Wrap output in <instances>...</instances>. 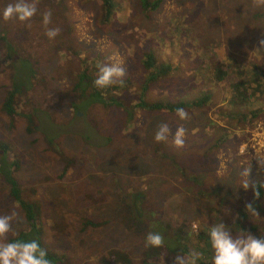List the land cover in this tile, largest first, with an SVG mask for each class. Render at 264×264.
<instances>
[{"label": "rangeland", "instance_id": "374dc122", "mask_svg": "<svg viewBox=\"0 0 264 264\" xmlns=\"http://www.w3.org/2000/svg\"><path fill=\"white\" fill-rule=\"evenodd\" d=\"M114 1L119 8L109 25L101 26L94 0H38L37 15L27 23L4 21L2 12L14 0H0V142L8 146L0 154V215L17 211L14 236L25 230L23 211L2 180V171H10L13 163L22 198L40 206V241L60 258L58 264H114L103 261L110 251L127 253L128 264H173L172 241L158 248L155 258L144 247L149 232L164 229L177 239L189 233L183 246L186 254L191 249L204 253L199 264L211 261L204 251L212 252L208 230L214 224L223 223L234 236L244 231L264 237V220H253L245 211L253 202L264 217V167L259 165L264 122H247L238 105L240 97L230 86L240 83L237 91L247 98L251 90L244 77L233 76L236 81L228 84L214 78L211 66L203 67L216 64L222 73L240 67L264 71V56L253 53L264 40V7H255L253 0H160L136 26L128 16H142L134 10L137 0ZM48 10V27L60 29L53 40L42 23ZM244 26L249 34L240 36ZM148 53L156 66L170 68L143 91ZM95 57L102 61L97 64L119 59L124 65L127 87L115 97L126 105H134L141 92L147 103H190L203 96L207 102L185 109L190 116L185 121L175 112L138 108L129 117L119 107L89 106L87 100L75 110L77 102L68 93L75 94L82 64L89 67ZM15 70L26 90L16 97L18 110L33 114L31 133L21 119L12 121L1 111ZM164 123L169 138L156 143L155 132ZM179 126L185 129L182 148L172 143ZM246 168L247 190L240 175ZM254 183L263 191L258 199Z\"/></svg>", "mask_w": 264, "mask_h": 264}, {"label": "trees", "instance_id": "16d2710c", "mask_svg": "<svg viewBox=\"0 0 264 264\" xmlns=\"http://www.w3.org/2000/svg\"><path fill=\"white\" fill-rule=\"evenodd\" d=\"M97 1L99 9H100V14L98 16V19L96 20L98 25L101 26H107L110 23V19L112 18V15L114 14L115 10L119 7H117V3L114 0H94ZM160 4V0H137V3H135L134 10L138 13L141 12L142 16H134L130 15L128 18L133 20L135 22L136 26H140V23L143 22V19L146 18V14L150 12H154ZM134 17L136 19H134ZM249 31L247 30V27H243L241 33L239 34L240 36H245L248 35ZM255 35L254 33H252ZM260 47V45H258ZM9 48V47H8ZM203 58V57H202ZM100 60L99 57L93 58L90 62V66L87 67L84 63L82 64V69L77 71L76 75V80L73 84V92L75 94L73 95L71 92L68 94L76 100V106L74 109L79 110V104L84 102V100H87L89 106L96 104V102L103 104H109V105H114L116 107H119L123 109V111L128 115L129 117L131 116L130 113L135 108L138 109H145L148 110L149 112L152 111H165L167 113H173L176 112V109L178 107H182L184 109H187L189 106L191 108H198L202 107L205 105L207 102V97L203 96L200 99L194 101V102H177V103H166V104H161V103H147L143 101L144 99V92H141L139 97L136 99V103L134 105H126L122 102V100H119V98L115 97V92L121 90L124 92L127 87V83L124 81L122 85L117 84L110 86L106 89H98L94 85V80L97 77L98 73V68L97 66L102 65V61L100 63H96V60ZM24 65L25 62L23 61ZM208 67L209 69L214 70L215 75L214 78L219 81L223 80L227 82L228 84L230 83V80L232 82L236 81V79L233 80V76L239 75V78L244 77L247 81L245 88H249L251 90V94L246 98L245 95L244 97L239 94L237 91V87L241 86L240 83L235 85L231 84V89L236 94V92L239 95L238 99V105L239 107H242V111L248 114V120L247 122L251 121L254 122H260L262 119H264V82L262 83L260 80L262 79L264 81V71L262 69L254 70L251 68H232L228 69L226 72H221L218 71L221 67L215 65H209V63H204L203 67ZM211 66V67H210ZM30 68V66H29ZM143 68L147 70V75L145 79V83H143L144 87L142 90L144 91L146 86L149 85L152 82H155L157 79L164 77L167 74V71L169 70V65L167 64H162L156 66V62L153 58V56L148 53L145 56V60L143 61ZM199 71V69H197ZM216 70V71H215ZM16 71L15 74L12 76V82H11V87L10 90L7 91V93L4 95V99L1 103V111L7 115L8 117L12 119H21L24 124H25V130L27 133H31L33 131V127L35 126L34 119H33V114H26V113H21L18 110V104H19V99L16 100V97L22 93L23 90H25L24 87H21V82H18L17 78L20 79V77H16ZM30 72H32V69L30 68ZM258 75V76H257ZM224 76H226L224 78ZM34 77V76H31ZM25 76H21V79H24ZM30 78V77H28ZM238 80V79H237ZM21 81V80H20ZM252 83V84H251ZM248 89V90H249ZM28 90V89H27ZM26 91V90H25ZM76 97V98H75ZM244 99V100H243ZM248 100L247 104L244 105ZM242 104V105H241ZM241 105V106H240ZM252 106H256V109H250ZM13 121V120H12ZM248 123V124H250ZM226 138V137H225ZM8 151V146H5L2 142H0V154L7 153ZM0 161H2V158L0 156ZM6 166V165H5ZM14 168V164L12 163L10 171L4 170L2 171L3 178L2 180L9 186V197L10 199L18 206L20 210L23 211L24 215V222H26V228L23 231H20L16 236L11 237L10 239H20V240H38L39 243L43 248H46V246L40 241V233L41 230L38 228L40 225V206L34 202V201H26L22 198L20 194V190L18 187V184L16 183L14 177H13V172L12 169ZM184 175V172L181 171ZM255 185V190L259 192V196L262 195V189L257 185V183H254ZM255 197V194H254ZM253 197V198H254ZM256 199V197H255ZM258 204V203H257ZM131 212L133 211V208L131 207ZM264 210V205L262 207ZM212 210V207L210 208ZM94 225V224H92ZM28 226V228H27ZM95 226V225H94ZM165 230V229H164ZM162 231L164 234V237L168 239V241H172L173 244H176V250L175 252L177 254L181 255H186V250L182 244L179 243V239L169 235L165 231ZM160 232V231H159ZM161 233V235H163ZM189 235V233H188ZM187 235V236H188ZM187 236H185L184 240H187ZM201 236L202 234H197L195 237L196 242L201 245ZM144 238V237H143ZM145 239V238H144ZM168 241L165 240V243L162 247L159 249H162L163 247H168ZM146 251L151 257L155 258L156 254L158 253L159 249L158 248H151V247H146ZM47 249V248H46ZM203 250V249H202ZM48 251V258L52 261V264H58L60 262V258L57 257V255L51 251ZM173 251V249H172ZM204 251V250H203ZM174 251L173 253L176 254ZM207 254L212 255L211 251H204ZM103 261H110L111 263H122V264H128L129 263V257L127 253H115L114 251H110L105 255V258ZM204 264H211V261H206Z\"/></svg>", "mask_w": 264, "mask_h": 264}, {"label": "clouds", "instance_id": "9594fccd", "mask_svg": "<svg viewBox=\"0 0 264 264\" xmlns=\"http://www.w3.org/2000/svg\"><path fill=\"white\" fill-rule=\"evenodd\" d=\"M255 7H264V0H253ZM38 0H14L9 3L2 12L4 21H19L27 23L37 15ZM52 12L46 11L42 17V23L45 27V35L50 39H55L60 34L58 27L50 28ZM260 47L254 54H261L264 49V40L259 41ZM126 69L119 59H114L110 64H103L98 67L97 77L94 85L98 89H106L110 86L120 84L125 81ZM176 116L185 121L190 119L189 113L182 107H178ZM261 126V122H258ZM170 135V128L167 123L161 124L155 132L154 141L156 143L166 142ZM172 143L177 148L184 147L185 129L182 126L177 127ZM259 158V157H258ZM260 167H264V158H259ZM242 179L241 187L249 189L248 180L249 170L244 169L240 173ZM255 197L259 198V192L252 185ZM245 211L253 220H264L260 216L259 210L253 202L245 205ZM239 217H234V222ZM19 219L17 211H12L8 215H0V264H52L48 258V251L43 248L38 240H20L9 239L15 235L14 222ZM212 257L211 264H264V237H256L251 233L239 231L235 236L231 229L223 223H217L210 226L208 230ZM164 237L158 232H149L145 239V246L151 248H160L164 245ZM205 260V255L201 251L191 249L186 255L177 254L173 264H199Z\"/></svg>", "mask_w": 264, "mask_h": 264}, {"label": "flooded vegetation", "instance_id": "af4514ba", "mask_svg": "<svg viewBox=\"0 0 264 264\" xmlns=\"http://www.w3.org/2000/svg\"><path fill=\"white\" fill-rule=\"evenodd\" d=\"M260 122H261V124H263V122H264V121H263V119H262ZM133 200H135V197H134V196H133ZM137 201H139V202H140V200H137ZM132 205H133V204H132ZM133 207H135V208H136L137 206H134V205H133ZM166 232L168 233V231H167V230H166ZM13 237H14V236H13ZM184 238H185V236L179 239V243H180V244H182V245H183V243H184V241H183V240H184ZM166 241H168V239H166Z\"/></svg>", "mask_w": 264, "mask_h": 264}, {"label": "built area", "instance_id": "2783aa9c", "mask_svg": "<svg viewBox=\"0 0 264 264\" xmlns=\"http://www.w3.org/2000/svg\"><path fill=\"white\" fill-rule=\"evenodd\" d=\"M258 125V124H257ZM259 126V125H258Z\"/></svg>", "mask_w": 264, "mask_h": 264}]
</instances>
